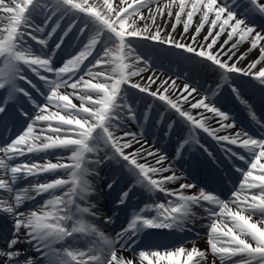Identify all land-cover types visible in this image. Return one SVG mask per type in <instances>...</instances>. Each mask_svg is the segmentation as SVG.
Segmentation results:
<instances>
[{
	"label": "snow or ice",
	"instance_id": "1",
	"mask_svg": "<svg viewBox=\"0 0 264 264\" xmlns=\"http://www.w3.org/2000/svg\"><path fill=\"white\" fill-rule=\"evenodd\" d=\"M241 8L244 11L240 15L244 18L237 15ZM144 9H147V15ZM256 14L264 16V0H245V4H239L238 0H224L223 3L218 0H165L164 3L160 0H0V89L7 88L10 96L22 95L36 113L33 116L21 105L12 119L20 121L23 131L12 138L10 130L9 136L0 141V191L14 194L11 201L0 197V214H6L13 221L12 238L6 240V248H0V264H38V260L32 257L21 261L20 257L26 253L15 248L21 242L31 245L46 264H216L217 260L220 264H264V138H253L242 131L220 135L222 131L235 128V121L227 123L229 114L214 103L209 104L207 96L191 102L197 89L187 83L178 88L175 80H160L155 74L148 76L145 83L133 81L149 66V61L137 53V40L167 45L192 54L221 70L224 84L231 87L237 99L249 107L251 119L264 136V123L227 76L242 74L264 85V67L256 70L259 64L264 63V32L257 31L255 24L247 23ZM164 15L175 17L172 32H167L158 22V17ZM197 15L200 21L195 25L189 42L185 34ZM37 16L43 17L42 25L35 22ZM55 17L59 19L53 25ZM66 19L70 22L55 47L49 49V42ZM179 24L184 30L181 39L174 35ZM206 25L208 35L204 36L201 44L199 35ZM217 28L219 30L215 31ZM73 29H78L81 35L88 33L87 43L75 56L56 67V53ZM223 33H227L228 39L215 49L214 45ZM234 37L238 39L226 49ZM29 41H35V47ZM245 41L251 45L248 52L259 48L260 53L246 68L239 66L246 54L239 57L235 54V49ZM94 53L95 63L89 60L90 66L85 72L82 66ZM225 56L227 59L223 58ZM141 63L145 67H139ZM24 68L30 70L43 87L28 78ZM81 72L85 75H80ZM21 81L44 96L45 103H38L29 87L21 86ZM153 85L158 87L153 90ZM125 86L162 102L165 112L160 114L161 123L168 111H174L193 129H201L212 137L221 145L228 159H238L247 166L245 170L233 164L242 178L239 187L231 194L232 199L225 201L214 191L204 188L199 193L186 195L185 190L195 188V184L182 183L178 189L166 188L167 184L184 177L177 175L174 161H169L166 154L154 149L146 139H141L143 130L136 133L126 127L125 121L140 125V120ZM223 86L217 85V89ZM62 88H71L72 92H61ZM72 97L80 101L79 105L73 103ZM185 103H190V110H184L182 105ZM151 107L145 113V122ZM53 108L56 110L52 111ZM201 108L212 113V118H217L218 128L209 127L208 117L203 114H192L191 110ZM25 121L26 127L23 126ZM0 122L7 126V100L0 103ZM38 124L43 126L37 127ZM173 126L174 122L169 129ZM117 131L121 134L117 135ZM188 142L181 144L176 159ZM101 144L105 161H115L135 180L127 190L120 191L117 207L126 204L130 192L137 185L150 194L160 192L165 197H174L167 202L145 204L139 211H133L126 225L116 233L115 240L85 219L86 214L96 217L95 205L83 207L80 203L87 202L94 191L87 179L91 173L89 165L100 160L97 157L89 161L88 154L101 151ZM228 146H236L246 154ZM199 147L215 159L208 147L202 144ZM55 150L70 152L67 159L71 163L47 161L41 164L29 159L32 154ZM20 158L27 162L15 163ZM59 169L65 170L67 179L57 175L56 179L36 182L30 187H16L21 180L57 174ZM117 183V180L108 183L109 191ZM65 187L68 190L62 191ZM57 191H62V194L56 195ZM32 193L35 196L48 194L49 199L37 210L20 211L26 201L35 199ZM205 204L208 205L204 208L208 220V251L213 260L209 261L208 252L194 243L191 248L182 245L165 251L151 248L138 253L135 251L139 239L147 235L148 230L185 231L186 225L195 219L193 207H204ZM150 212H155V215H149ZM256 215H259V220L254 219ZM111 222L112 218L106 216L105 223ZM22 229L25 230L23 239ZM78 236L96 239L86 250L54 246L58 242L76 240ZM124 250L131 251L132 257L122 255Z\"/></svg>",
	"mask_w": 264,
	"mask_h": 264
},
{
	"label": "bare ground",
	"instance_id": "2",
	"mask_svg": "<svg viewBox=\"0 0 264 264\" xmlns=\"http://www.w3.org/2000/svg\"><path fill=\"white\" fill-rule=\"evenodd\" d=\"M130 2V0H129ZM165 0H160V3H164ZM218 2L220 3H223L224 0H218ZM153 7H155V5H153ZM144 14L147 15V9H144ZM238 15V18H244L243 16L240 15V11L237 13ZM58 18V17H55L53 19V21ZM199 21H200V16L197 15L193 18V26L189 29V32L187 34H185L186 38H187V41L190 42L191 40V35L192 33L195 32V25L199 24ZM35 22L37 24H43V17L42 16H38V18L35 17ZM67 22H70V20H65L62 22V26H61V29L58 30L56 36L53 38L52 41L49 42V49H52L55 47V42L59 35L62 33L63 29L62 27H64V24H66ZM158 22L161 24V27H163L167 32H172V24L175 23V17L172 16V17H169L167 15H164L162 18H159L158 17ZM247 23L249 25H253L255 24L257 27H256V30L257 31H261V32H264V24L262 25H258L256 24L255 22H253L252 20L248 19L247 20ZM81 27L83 25H80ZM143 26V23L141 22V27ZM219 29H215V31H218ZM48 31H49V28H48ZM183 25L182 24H179L177 25L176 29H175V37L177 39H181V33H183ZM72 35H74L75 37L73 38H70L72 37ZM208 35V26L206 25L204 29H202L200 35H199V41L201 44L204 43V36ZM69 39H67L65 42L67 43L68 40H74V41H79L77 45H81V49L83 48L84 44L87 43V40H88V33H85L84 35H81L78 31V29H73V31L70 33V35L68 36ZM228 39V36H227V33H223L221 35V37L219 38L218 42L216 45H214V48L215 49H218L220 47L221 44L224 43L225 40ZM236 39H238V37H234L233 40H231L229 42V44L226 46V49L227 48H231V45L234 44L236 42ZM64 42V43H65ZM210 42V41H209ZM153 47H159V50L164 53V49H168V50H172L174 53H177V54H183V53H186L180 49H176L174 47H170V46H167V45H162V44H158V43H155V42H149ZM251 47L250 45V42L248 41H245L243 43H241L237 49H235V54H236V57H239L241 54H246L245 55V59L243 61L240 62L239 66L240 67H247V65L256 60L260 53H259V48L257 49H253L251 52H248V49ZM138 54H141L143 55V57L145 59H147V55H145L144 53L142 52H137ZM48 54L50 55L51 52L48 51ZM72 56H75V55H71L69 59H71ZM166 56V54H164V57ZM224 59H227V56L223 57ZM199 59V58H198ZM235 59V58H234ZM91 61L92 64L95 63V59L92 57L90 59H88V61ZM90 66V65H89ZM139 67L143 68L145 67V65L143 63L139 64ZM159 64L155 61H152V59L150 58L149 59V66H148V70L141 73L140 76H137V77H134L133 78V81L134 82H141V83H145L147 82V78L148 76L150 75H153L155 74L156 77H158L160 80H174L172 78V75H173V71L175 70H170L171 66H164V69H160L159 68ZM260 67H264V63H261L257 66V69L258 70ZM87 69V68H86ZM86 69H85V72H86ZM164 70L166 73H164ZM85 72H81L80 75H85ZM50 75V74H49ZM141 77H143V79L141 80ZM79 77H77L78 79ZM85 78H87L85 76ZM95 82V81H93ZM176 85L178 88H183L182 84L181 83H178L176 82ZM127 88V86H125ZM158 87V85H153V90H155V88ZM61 92H64V91H67V92H72V89L71 88H68V89H60ZM127 91H128V96H129V99L133 102V107L136 109L135 107V97L136 96H133V98H131V94H134V93H140L138 92L137 90L135 89H131V88H127ZM130 92V94H129ZM142 94V93H141ZM46 95V94H45ZM175 98V97H173ZM200 97L198 95H194V98L191 102H195L196 99H199ZM73 99V103H76L77 105H79L80 101L75 99L74 97H72ZM153 99V98H152ZM155 100V99H154ZM145 102V101H144ZM143 102V103H144ZM156 103L158 104H154V107L152 106L151 107V112H150V116L149 118L147 119V121L145 122V117L140 121V125H137V124H132L130 123L129 121H125V125L128 129H130L131 131L133 132H136V133H139L141 132V130H143L144 132V135L143 137H141V139H146L148 141V143L150 145H153L154 149H158L160 150V152L162 154H166L167 157H168V160L169 161H174L173 163V167L177 173V175H182L184 178L175 182V183H169L166 185V187H172V188H169V189H178L179 188V185L182 184V183H188V184H195L196 187L193 188V189H187L185 190V194L186 195H192V194H195V193H199L200 189L201 188H204L206 190V187H204L202 184L198 185L196 184L192 178L187 174V170H185V166L184 164H182L183 162L179 163V158L176 159L177 157V152L176 154L175 153H172L171 152H166L165 149H164V140H165V137L171 133L170 129H169V126L167 125V116H172L173 117V111H168L166 113V116L163 120V122L161 123L160 120H161V113H164L165 111V108L162 104V102L158 101V100H155ZM45 103V99H44V96L41 98V102L40 104H44ZM149 104H152V101L149 103ZM184 110L187 111V107L190 106V103H185L182 105ZM52 111H55L56 109L53 108L51 109ZM197 110V111H196ZM196 110H191L192 113L196 116H200V114H203L204 117H209V113L208 112H205L204 109H196ZM146 112H148V109H146ZM136 113H137V109H136ZM63 114V113H61ZM203 118V117H201ZM209 119V118H208ZM43 125L41 124H38L37 127H42ZM157 132L161 133V135L159 136L158 140H155V136L156 134H158ZM176 133V132H175ZM117 135H120L121 132L120 131H117L116 133ZM181 143V142H180ZM101 147V151L99 152H103V145L101 144L100 145ZM136 147H139V145H136ZM41 153L40 155H38L37 157H33V158H30L32 159L33 161L35 162H38V163H45L47 161H51L52 163H57L58 161L60 163H69L67 157L70 156V152L68 151H64V150H55V151H51L49 153ZM97 157H103L104 155L103 154H97L96 155ZM24 162H27L26 160L24 161H21V159H18L15 161V163H24ZM141 162H146L144 160H141ZM116 172L117 173V169L116 167L113 165V164H109L107 161H105V159L102 160L101 164L99 165H94L92 167V170H91V173L87 176V179L89 180L90 184L93 186V193L92 195H90L88 197V200L87 202H80L82 206H85L87 204H90V200H94V202L96 203L95 204V208H94V211L96 212V217H92V221L90 223L94 224L101 232H103L105 235L106 234H111L113 233L116 229H115V226L117 224H120L121 222H123V225H126L127 223V220L130 218L131 216V213L133 211H139V209L143 208L145 206L146 203H142L143 200H139V199H136L135 196L136 195H132L131 198H134V202L129 204L128 206H126V210H122L119 211V212H115L116 209H119L120 207H123V205L117 207V205H113V203H115L117 201V197L120 193V191L123 189V190H127V188L130 186L125 183V179H122V181L119 179L121 178V173L120 175L117 174L116 177H112L110 176V174ZM124 172L127 173V170H125ZM57 175L60 177V178H64V179H67L68 178V175L67 173L65 172L64 169H59L57 174H54L53 177L51 178H48V177H45L44 179H37V180H33L32 183L30 182H22L20 181L16 186L17 187H20V189H23V188H26V187H30L33 183H36V182H40V183H43V182H46V181H50L52 179H56L57 178ZM34 179L37 178V177H33ZM113 180H117L118 183L113 187V189L111 191H109V189L107 188V184L108 183H111ZM67 187H65L62 191H67ZM62 191H57L56 195H61L62 194ZM34 194V193H32ZM12 195L14 194H11V195H8L7 192H3V191H0V197H3V198H6V197H9L7 198L9 201H11V198H12ZM47 194H41L39 195L37 198H36V203H35V206H32V205H24L20 208V211L22 212H30V211H33V210H37L40 208L41 205L44 204V199L46 198ZM171 199H174V197H170ZM49 199V198H47ZM109 200L110 203H109ZM140 201V202H139ZM229 201V200H227ZM112 206V207H111ZM231 206V205H230ZM120 210V209H119ZM233 210H236L235 207H233ZM119 213V215H118ZM151 213H154V212H151ZM202 214V213H200ZM5 215V214H4ZM111 217L112 218V222L111 223H105V217ZM256 219V218H254ZM256 220H259V219H256ZM259 226V225H258ZM120 227H122V225H119V227H117V229H119ZM24 231L25 230H21V237L23 239V236H24ZM0 239L2 241H0V248H6V238H3V237H0ZM96 238L93 237V236H87V237H80L78 236L76 240H72V239H69L65 242H62L61 244H56L54 245L55 247L57 248H63V247H71V248H78V249H81V250H86L89 246H92L93 244V241L95 240ZM2 242V243H1ZM193 243L195 244L196 247H198L199 249L201 250H204L206 252H208V260L211 261L213 260V257L211 255V253L208 251L209 249V246H208V243H207V232L206 233H203L202 236L200 237H196V238H191V239H187L185 240L184 242L182 243H178L174 246H171V247H167V248H161V249H158V248H151V250H160V251H165V250H171L173 248H176V247H180V246H185L186 248H191L193 246ZM77 245H80V246H77ZM24 246H31L29 245L28 243H24V242H21V243H18L15 248L16 249H21L23 248ZM117 249H119V245H116ZM149 248H143L141 250H148ZM140 250H137L136 252L138 253ZM122 255H124L125 257H128V258H131L133 253L131 251H128V250H124L121 252ZM40 254L38 252H36L35 250H33V253L30 254V256H27L25 259H27L28 257H32L34 259L37 258V256H39ZM21 261L25 260L23 258H20ZM138 264V262H137ZM145 264H147V262H145ZM216 264H220V262L217 260L216 261Z\"/></svg>",
	"mask_w": 264,
	"mask_h": 264
},
{
	"label": "rangeland",
	"instance_id": "3",
	"mask_svg": "<svg viewBox=\"0 0 264 264\" xmlns=\"http://www.w3.org/2000/svg\"><path fill=\"white\" fill-rule=\"evenodd\" d=\"M141 44V42H135V45H140ZM160 61V60H159Z\"/></svg>",
	"mask_w": 264,
	"mask_h": 264
}]
</instances>
